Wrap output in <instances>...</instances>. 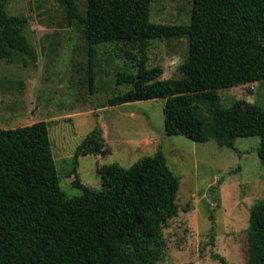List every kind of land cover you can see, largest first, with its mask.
Listing matches in <instances>:
<instances>
[{
	"label": "trees",
	"instance_id": "16d2710c",
	"mask_svg": "<svg viewBox=\"0 0 264 264\" xmlns=\"http://www.w3.org/2000/svg\"><path fill=\"white\" fill-rule=\"evenodd\" d=\"M67 18L84 27L89 53V86L94 82L95 47H129L126 59L136 71L117 72L111 97L117 107L164 99L163 115L177 134L196 143L215 141L235 150L237 138L257 136L264 165V108L237 101L225 110L217 90L264 83V0H192L187 26L149 21L151 0H86L84 16L73 0ZM26 18L7 14L0 3V59L15 55L36 61L24 36ZM186 36L187 59L177 79H160V67L148 68L153 39ZM205 108V110H204ZM254 116L252 123L244 115ZM258 129V130H257ZM106 144L94 130L77 147L79 156H105ZM101 171L100 190L81 185L84 196L67 199L60 189L48 123L0 129V264H156L166 258L163 229L178 213V178L164 155L144 157L133 174L117 181ZM248 264H264V200L249 219ZM212 258L229 264L222 256Z\"/></svg>",
	"mask_w": 264,
	"mask_h": 264
},
{
	"label": "rangeland",
	"instance_id": "374dc122",
	"mask_svg": "<svg viewBox=\"0 0 264 264\" xmlns=\"http://www.w3.org/2000/svg\"><path fill=\"white\" fill-rule=\"evenodd\" d=\"M84 16L86 0H73ZM10 16L26 18L24 36L36 61L15 55L0 59V129L48 123V134L59 186L65 198L85 194L77 181L100 190L101 171L129 178L139 162L158 150L178 178V213L163 229L166 258L156 264H248L249 219L264 200V165L257 136L237 138L235 150L215 141L196 143L177 134L163 115L164 99L109 107L108 100L129 87L117 86V72L136 71L126 59L129 47H95L94 82L89 86V53L84 27L67 18V4L58 0H0ZM192 0H151L149 21L187 26ZM188 56L186 36L153 39L147 49L148 68L160 67V79H177V68ZM221 106L237 101L264 108V83L217 90ZM205 110V108H204ZM244 121L255 119L244 115ZM106 144L105 156H79L77 147L94 130ZM258 130V129H257ZM77 179V181H76Z\"/></svg>",
	"mask_w": 264,
	"mask_h": 264
}]
</instances>
